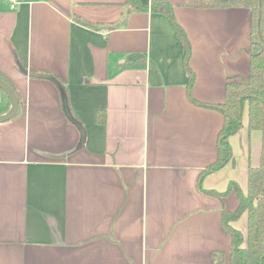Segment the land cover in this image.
Returning <instances> with one entry per match:
<instances>
[{
	"label": "crops",
	"instance_id": "obj_1",
	"mask_svg": "<svg viewBox=\"0 0 264 264\" xmlns=\"http://www.w3.org/2000/svg\"><path fill=\"white\" fill-rule=\"evenodd\" d=\"M165 1L190 42L189 88L163 13L126 0H0V73L20 99L0 123V264H214L217 250L229 264L220 210L237 208V192L197 185L224 118L190 97L219 103L227 81L247 80L250 11ZM28 72L58 77L80 125L55 84ZM229 142L233 160L201 186L232 181L245 195L261 151L247 106ZM231 224L245 237L247 211Z\"/></svg>",
	"mask_w": 264,
	"mask_h": 264
},
{
	"label": "trees",
	"instance_id": "obj_2",
	"mask_svg": "<svg viewBox=\"0 0 264 264\" xmlns=\"http://www.w3.org/2000/svg\"><path fill=\"white\" fill-rule=\"evenodd\" d=\"M126 3L136 10L150 8L151 11L163 13L170 19L185 49L184 61L188 72L187 85L189 88L193 81V72L188 65L190 42L185 30L174 18L172 4L165 0H152L149 5L143 4L139 0H126ZM183 5L195 8L244 7L250 11L249 72L247 80L227 81L225 99L222 102L210 104L198 102L192 97L190 99L195 104L217 109L224 118L217 135V156L214 161L207 164L200 171L197 177V185L204 193L218 198L227 195L232 189L237 192L239 199L237 208L234 211H229L222 207L220 210L221 227L230 237L229 264H264V0H183ZM16 65L20 71L27 73L22 65L19 63ZM28 74L52 81L58 89L61 105L66 115L80 125L70 111L66 86L56 75L46 72H28ZM0 77L13 88L12 83L1 73ZM1 91L3 99L0 101V114L8 109L10 103L6 93L3 90ZM18 101L19 111V98ZM245 106H247L248 129L261 131L260 159L258 165L248 167L247 193L244 195L240 187L232 181L225 191L205 190L201 186L203 177L218 171L233 160L229 137L241 128ZM96 119L97 122L103 124L105 122V111H97ZM244 211H247V233L245 237L240 230L231 224ZM213 262L214 264H224V252L221 250L214 251Z\"/></svg>",
	"mask_w": 264,
	"mask_h": 264
},
{
	"label": "water",
	"instance_id": "obj_3",
	"mask_svg": "<svg viewBox=\"0 0 264 264\" xmlns=\"http://www.w3.org/2000/svg\"><path fill=\"white\" fill-rule=\"evenodd\" d=\"M0 89L6 93L10 101V106L8 110L0 114V123H2L16 117L19 101L15 90L1 77H0ZM82 140H83V131L81 130V141Z\"/></svg>",
	"mask_w": 264,
	"mask_h": 264
},
{
	"label": "built area",
	"instance_id": "obj_4",
	"mask_svg": "<svg viewBox=\"0 0 264 264\" xmlns=\"http://www.w3.org/2000/svg\"><path fill=\"white\" fill-rule=\"evenodd\" d=\"M10 1V7L14 8L16 4L18 3V0H9Z\"/></svg>",
	"mask_w": 264,
	"mask_h": 264
}]
</instances>
